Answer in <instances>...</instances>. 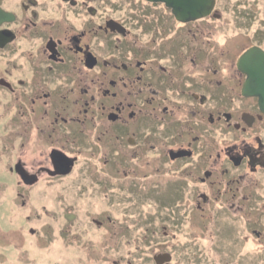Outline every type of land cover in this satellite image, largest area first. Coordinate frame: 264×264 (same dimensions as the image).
Listing matches in <instances>:
<instances>
[{
    "label": "flooded vegetation",
    "instance_id": "1",
    "mask_svg": "<svg viewBox=\"0 0 264 264\" xmlns=\"http://www.w3.org/2000/svg\"><path fill=\"white\" fill-rule=\"evenodd\" d=\"M215 2L184 22L166 0H0L10 134L39 149L11 173L69 178L74 239L116 253L131 232L154 247L159 230L211 232L222 264H264V66H238L264 38L230 34Z\"/></svg>",
    "mask_w": 264,
    "mask_h": 264
},
{
    "label": "rangeland",
    "instance_id": "2",
    "mask_svg": "<svg viewBox=\"0 0 264 264\" xmlns=\"http://www.w3.org/2000/svg\"><path fill=\"white\" fill-rule=\"evenodd\" d=\"M12 1L13 4L22 2ZM218 1L222 5L220 12L226 23L231 20L234 22L230 23V28L227 27L230 34L235 30V34L240 35L239 40L242 41L246 35H254L257 32L256 39L249 40L253 43L258 38H264V0ZM10 129L6 96L1 91L0 264H113V260H119V264H155L153 258L166 252L173 254L174 264H184V260L188 264V259L195 257L185 256L186 253H194L191 247L193 239L188 235L192 234L191 231L174 232L175 238L172 234L169 239H164L159 230L155 247L148 239L144 240L142 231L131 232L128 237L131 244H126L123 250L116 253L112 250L107 253L99 248L102 246L99 235H79L80 239H74L64 218V215L71 211L69 178L55 182L42 178L39 185L24 187L20 177L11 173V168H15L20 159H29L33 164L39 149L35 145L37 149L32 150L34 145L30 139V144L27 145L28 153H23L20 135L15 138V134H10ZM21 197L26 201L25 206ZM146 205L147 202L140 201L139 207H135L136 211L142 210ZM194 220L192 218V221ZM143 229L145 228H141ZM218 242L211 232L206 234L202 241L194 240L193 243H198L202 250V254H198L201 264H222V255L217 254L214 247L219 245ZM56 244H59L60 249L55 255L53 249ZM145 245L147 247H144ZM221 246L224 247V244ZM261 254L258 257L262 259L264 254Z\"/></svg>",
    "mask_w": 264,
    "mask_h": 264
},
{
    "label": "water",
    "instance_id": "3",
    "mask_svg": "<svg viewBox=\"0 0 264 264\" xmlns=\"http://www.w3.org/2000/svg\"><path fill=\"white\" fill-rule=\"evenodd\" d=\"M168 6L173 8V13L176 18L180 21H191L208 17L214 7L215 0H166ZM257 60H259V64H256ZM253 61V64L251 62ZM253 67H263L264 66V53H260V50L254 48L248 52H246L241 60L239 61V68L247 72L248 66ZM254 70L248 74H254ZM264 75V72H263ZM171 257L169 255H161L156 258L158 263L161 261L167 262L170 261Z\"/></svg>",
    "mask_w": 264,
    "mask_h": 264
},
{
    "label": "bare ground",
    "instance_id": "4",
    "mask_svg": "<svg viewBox=\"0 0 264 264\" xmlns=\"http://www.w3.org/2000/svg\"><path fill=\"white\" fill-rule=\"evenodd\" d=\"M59 249H60L59 244H56V245L54 246V249H53V252L55 251V255L59 252ZM53 254H54V253H53Z\"/></svg>",
    "mask_w": 264,
    "mask_h": 264
}]
</instances>
